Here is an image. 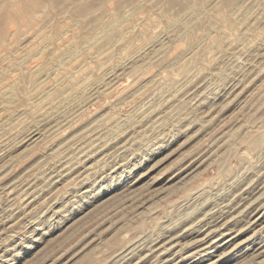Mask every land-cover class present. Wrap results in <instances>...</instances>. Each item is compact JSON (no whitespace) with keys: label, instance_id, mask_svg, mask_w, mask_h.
Here are the masks:
<instances>
[{"label":"rangeland","instance_id":"rangeland-1","mask_svg":"<svg viewBox=\"0 0 264 264\" xmlns=\"http://www.w3.org/2000/svg\"><path fill=\"white\" fill-rule=\"evenodd\" d=\"M52 1L0 0V264H264V0Z\"/></svg>","mask_w":264,"mask_h":264},{"label":"bare ground","instance_id":"bare-ground-1","mask_svg":"<svg viewBox=\"0 0 264 264\" xmlns=\"http://www.w3.org/2000/svg\"><path fill=\"white\" fill-rule=\"evenodd\" d=\"M56 0H53L52 2H55ZM92 1V0H91ZM95 2V1H93ZM8 3V2H7ZM7 5V4H6ZM9 5V4H8ZM9 9V8H8ZM16 13V12H15ZM18 13V12H17ZM9 16V15H8ZM195 165V164H194ZM256 212V211H255ZM257 216V215H256ZM173 242V241H172ZM200 242V241H199ZM210 251V250H209ZM159 252V251H158Z\"/></svg>","mask_w":264,"mask_h":264}]
</instances>
